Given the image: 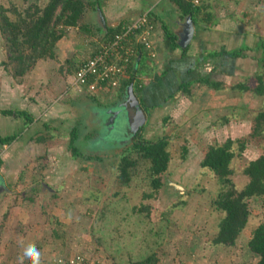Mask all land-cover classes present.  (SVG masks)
Listing matches in <instances>:
<instances>
[{
	"label": "rangeland",
	"instance_id": "1",
	"mask_svg": "<svg viewBox=\"0 0 264 264\" xmlns=\"http://www.w3.org/2000/svg\"><path fill=\"white\" fill-rule=\"evenodd\" d=\"M37 1L0 0V7L10 21H17V14H20L25 22L26 13L34 10L33 4ZM49 1L37 7L41 9ZM83 18L80 16L76 26L62 29L63 35L53 47L54 58L38 60L17 78L12 76V67L5 65L8 53L0 32V110L5 107L4 98L12 99L11 93H7L9 97L4 95L3 88L17 83L24 88L20 92L23 97L19 109L32 110L36 119L27 129L23 118L8 117V122L4 123L7 117L0 115V136L7 134L18 138L21 129H25L19 142L1 150L9 167L7 170L17 171L16 182L6 183L9 190L5 195L9 199L5 197L4 205L6 209L20 205L21 211L30 217L24 224L30 230L26 240L40 249L41 257L48 256L46 260H50L45 264H53L56 258L80 251L92 261L98 259L104 264H123L122 256L127 252L134 260L152 251L155 264L257 262L258 257L249 250L248 241L252 230L263 221L261 200H248V221L234 244L214 245L212 239L222 214L214 210L212 203L219 186L213 173L202 168L200 162L209 145L222 144L228 139L245 140L242 154L230 164V179L235 189L244 188L248 182L243 174L245 165L264 155V133L251 136L253 118L264 110V95L242 91L245 94L228 98L229 88L239 83V78L222 83L224 80L216 77L215 82L222 83L227 96L219 91L206 101V93L199 98L200 89H194L190 96L181 98L189 100L187 103L180 99L163 103V107L156 113L152 111L148 119L143 112L144 121L137 128H140L142 139H167L170 160L160 176L158 190H151L141 169L136 171L129 186H123L116 177L120 150L113 152L109 146L112 141L126 144L132 140L137 130L132 125L137 109L127 102L125 108L119 102H111L110 91L93 95L96 103L90 101L87 94H65L72 80L73 66H79L105 40L99 32L102 23ZM167 24L172 25L170 20ZM27 46L21 49L29 53ZM146 60L143 57L141 64ZM260 73L264 83V70ZM249 75L250 83H256L253 74ZM252 88L253 84L250 90ZM30 101H34V108L29 106ZM101 106H106L107 110ZM96 107L102 111L99 116L94 113ZM126 114H129L128 121ZM74 127L78 129L79 141L74 143L78 158L74 157L69 142ZM86 154L99 159L83 161L81 156ZM107 205L115 210L104 209ZM1 209L2 206L0 223L8 218V209L7 214ZM99 211L103 212L100 213L102 218L96 220Z\"/></svg>",
	"mask_w": 264,
	"mask_h": 264
},
{
	"label": "crops",
	"instance_id": "2",
	"mask_svg": "<svg viewBox=\"0 0 264 264\" xmlns=\"http://www.w3.org/2000/svg\"><path fill=\"white\" fill-rule=\"evenodd\" d=\"M45 1L47 0H38L37 4ZM81 1L85 4V9L81 15V17H84L83 19L88 22L91 19L101 22L100 16L103 19L104 26H99L100 35L103 37L107 29L119 30L121 26L149 11L152 23L151 41L156 57L153 60H149L143 56L148 60L141 64L143 57L141 58V55H139L136 68L134 66L132 80L126 82L129 80L128 77L124 82L129 84L122 87L124 84L122 82L121 86L111 91L109 95L111 102H119L118 104L121 105L127 102L125 96H127L126 93H128L129 87L147 119L151 116L150 113L152 111L156 113V111L160 110L163 107V103H172L177 99L182 102L186 101L181 98L192 93L194 89L198 91L200 89L199 98L206 93V101H210L215 94L218 95L219 91H221L223 96L224 94L225 96L228 95L222 84V89L214 90L196 82L201 73H207L213 81H215L216 77H220V80H224L221 81L222 83L231 78H239V83L237 84L242 82L249 89L250 85H255L253 82L250 83V79H247L251 76L249 74L252 73L255 79L257 77L262 78L260 72L264 70V0H215L216 2L214 0H200L201 5L198 12L192 17L190 15H182L171 0ZM92 3H94L93 8L86 5ZM252 8L254 9L252 10ZM167 20L171 21V26H168ZM188 20L193 29L190 38L186 33ZM166 30L170 31L174 36L172 44L175 45V48H170L167 44ZM240 50H242L241 57L233 58L228 55L231 51ZM213 53H217L218 56H211ZM205 70L206 72H204ZM245 79L248 81L246 82ZM72 83L73 79L65 90V94L75 93L80 95L73 90L76 88ZM181 85H187V92L179 88ZM235 85L229 88L228 98L233 99L245 94L241 93L243 90L234 89ZM22 90L24 88L18 86L17 83L14 86L8 85V88H3L4 95L6 96L9 92L12 94L10 96L12 99L9 101L4 98L3 104L5 107L2 109H19L18 105L23 97L20 93ZM235 90L237 91L235 92ZM221 95L219 96L221 97ZM7 97L9 96L7 95ZM33 102L30 101L29 103L31 108H34L35 105ZM7 105L11 106L7 108ZM101 107L104 108L106 106ZM95 110L94 113L97 116L102 113L97 107ZM104 110L107 109L104 108ZM26 111L32 116V110L26 109ZM104 113L108 116V111ZM126 117L128 121L129 114ZM0 120L2 122V118ZM6 121L8 122V117L4 123ZM35 121L36 119L33 118L28 125L24 121L25 127L28 129ZM97 126L99 125L97 124ZM21 131L20 136L14 141L15 144L21 140L20 137L25 129H21ZM5 135L7 136V134ZM28 140L29 142L32 141L31 138ZM11 144L0 145V208L1 206L3 207L5 214H7L6 210L9 208L6 209L4 205L6 203L5 197L9 199L5 195V191L9 190L6 183L8 181L14 184L17 180V171H13V168L12 171L7 170L9 167L2 153L3 149ZM1 148L3 149L1 150ZM2 167H6V169L3 170ZM21 209L22 206L20 205L10 206L7 210L8 218L0 223V264H20L19 257L29 245H34V243L26 240L30 230L26 229L24 224L27 220H30V217L23 213ZM38 250L40 252V249ZM47 257H41L40 255V264H45L46 261L50 260H46ZM23 264H32V262L25 259Z\"/></svg>",
	"mask_w": 264,
	"mask_h": 264
},
{
	"label": "trees",
	"instance_id": "3",
	"mask_svg": "<svg viewBox=\"0 0 264 264\" xmlns=\"http://www.w3.org/2000/svg\"><path fill=\"white\" fill-rule=\"evenodd\" d=\"M171 1L176 5L182 15H190L191 17L198 12L201 4L200 0H198L197 4H194L191 0ZM33 5L34 10H32L31 13L27 12L25 15L24 19L26 23L23 21V18L20 17V14H17V21H10L4 14V9L0 7V32L4 37L8 53L5 65L12 67V76L14 78L22 77L38 60L54 58L53 47L56 41L62 37V29L64 27L76 26L83 10L85 9V4L81 0H50L41 9L40 7H37L38 5L36 3ZM86 5L92 8L94 7V3ZM57 10H59L58 13H56ZM117 30L118 29L114 31L107 29L106 33H104L105 39L111 36L112 33L114 34ZM165 33L167 44L170 48H175V45L172 44L174 36L168 30H166ZM24 45H28L27 48L29 53H26V51L21 49ZM241 51L242 50L231 51L228 55L233 58H238L241 57ZM143 56L144 55H141V58ZM211 56H218V54L213 53ZM137 64L138 58L132 62V66H135L136 68ZM132 66L128 73L129 80L126 82H129L133 78L134 70H132ZM77 68L78 66H73V70L70 71L72 72V75ZM196 82L214 90L222 89V83L213 81L207 73H201ZM126 84L129 83L124 82L122 87ZM186 87L187 85H181L179 88L187 92ZM233 88H238L243 91H253L254 93L264 95V83L261 77L256 78L254 88L251 90L244 84H237ZM83 94H87L90 101L96 103L93 95H97V93L92 94L90 92H84ZM129 102L131 103V101ZM13 110L14 109H1L0 115L11 118H23V120L27 122L26 125H28L29 121L33 120L32 116H30L26 110ZM253 120L254 126L251 136L264 133V110L256 113ZM76 128L77 127H74L72 129L69 142L74 157L78 158V152H76L77 149L74 146V143L79 141L77 134L78 129ZM16 138V135L0 136V145H9L14 142ZM245 144V140L228 139L222 144L209 145L202 161L200 162L202 168H206L213 173L219 186V190L212 203L214 210L222 214L218 221L217 231L212 239L214 245L234 244L237 236L247 224L249 217V199H260L264 210V155L249 161L245 165L243 174L247 177L248 182L242 190L237 191L230 179L232 173L230 164L236 156L242 154ZM110 145L111 146L109 147H111L113 152L115 149L120 150L116 164V177L121 185L126 187L129 186L132 179L136 176V171L141 169L146 175L151 190L156 191L160 188V176L165 173L170 160V154L167 150V139L159 138L154 141L143 140L139 128L132 134V140L128 141L126 144L112 141ZM81 159L83 161L88 159L98 160L99 157H96L93 154H86L82 155ZM144 197L150 198L149 195H145ZM104 209L109 211L115 210V208H112V206L109 205L105 206ZM98 213L96 220L97 218H102L100 213L103 212L99 211ZM113 213H115V211H113ZM94 225L93 227L91 226V229L94 228ZM97 241L101 242L99 239H97ZM248 248L258 257V261L251 264H264V215L263 221L251 232L248 241ZM75 255H82L86 260L93 264H104L98 259L92 261L86 254L81 253V251L73 253L71 256ZM71 256L68 255L63 258H69ZM153 257L154 251L147 254L145 252L141 257L139 256V258L132 260V256L127 252L126 256H122V261H124L123 264H155L153 263L155 262ZM112 258L113 260L115 259L114 257ZM112 264L120 263L112 262Z\"/></svg>",
	"mask_w": 264,
	"mask_h": 264
},
{
	"label": "built area",
	"instance_id": "4",
	"mask_svg": "<svg viewBox=\"0 0 264 264\" xmlns=\"http://www.w3.org/2000/svg\"><path fill=\"white\" fill-rule=\"evenodd\" d=\"M194 4L198 0H191ZM152 23L149 11L121 26L87 59L83 60L73 74V85L79 94L113 91L128 78L132 62L139 55L149 60L156 57L150 42ZM82 255L54 259L53 264H93Z\"/></svg>",
	"mask_w": 264,
	"mask_h": 264
},
{
	"label": "water",
	"instance_id": "5",
	"mask_svg": "<svg viewBox=\"0 0 264 264\" xmlns=\"http://www.w3.org/2000/svg\"><path fill=\"white\" fill-rule=\"evenodd\" d=\"M100 20H101V23H102V25L104 26V22H103V19L101 18V16H100ZM188 28H187V30H186V33H187V35H188V37L190 38L191 37V34H192V26H191V23H190V21L188 20ZM188 38V39H189ZM127 94V96H128V99H126V101H127V103H128V101H131V106L133 107H135L137 110H136V113H135V116H134V120H133V128H134V130L135 129H137L138 128V126H139V124H141V122H143L144 121V113H143V111H142V109L141 108H138L139 106H138V103H137V100H136V98L132 95V93H131V89L128 87V93H126ZM123 106H124V108L126 107V103H124V104H122ZM115 115H117L116 113H115ZM127 115V114H126ZM113 120V118L111 119V121ZM134 132V131H133Z\"/></svg>",
	"mask_w": 264,
	"mask_h": 264
},
{
	"label": "clouds",
	"instance_id": "6",
	"mask_svg": "<svg viewBox=\"0 0 264 264\" xmlns=\"http://www.w3.org/2000/svg\"><path fill=\"white\" fill-rule=\"evenodd\" d=\"M129 105L130 103L128 101ZM28 259L31 260L32 264H40V252L36 249L35 245H29L24 253L19 257L20 264H23L24 260Z\"/></svg>",
	"mask_w": 264,
	"mask_h": 264
}]
</instances>
